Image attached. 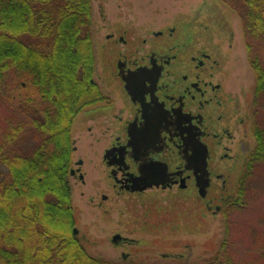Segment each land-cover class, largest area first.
Segmentation results:
<instances>
[{
  "label": "trees",
  "instance_id": "trees-1",
  "mask_svg": "<svg viewBox=\"0 0 264 264\" xmlns=\"http://www.w3.org/2000/svg\"><path fill=\"white\" fill-rule=\"evenodd\" d=\"M219 1L240 19L256 78L255 146L227 203L243 208L256 180H264V0ZM95 36L92 0H0V104L9 113L0 118V264H141L93 256L72 232L75 121L108 103L96 80ZM257 165L263 175H254ZM251 231L249 242L259 247L249 256L252 244L241 245L247 263L225 241L204 264H264V228ZM177 259L194 264L185 255Z\"/></svg>",
  "mask_w": 264,
  "mask_h": 264
},
{
  "label": "flooded vegetation",
  "instance_id": "flooded-vegetation-1",
  "mask_svg": "<svg viewBox=\"0 0 264 264\" xmlns=\"http://www.w3.org/2000/svg\"><path fill=\"white\" fill-rule=\"evenodd\" d=\"M200 14L201 9L192 19L172 22L150 14L135 15L125 24L105 21L110 47L104 44L103 51L111 59L103 80L120 91V102L104 90L108 103L83 111V121L90 132H111L102 161L113 194L141 197L148 191L174 190L180 197H194L206 216L216 217L236 194L255 139L252 103L244 92L242 103L226 86L228 53L213 43L219 30L199 22ZM233 37L230 32L224 40L229 51ZM74 164L72 189L71 178L85 183L86 176L83 161L77 168ZM204 165L209 175L205 188ZM102 198L107 200V194ZM120 240L123 246L127 237ZM122 259L132 260L125 252Z\"/></svg>",
  "mask_w": 264,
  "mask_h": 264
},
{
  "label": "rangeland",
  "instance_id": "rangeland-1",
  "mask_svg": "<svg viewBox=\"0 0 264 264\" xmlns=\"http://www.w3.org/2000/svg\"><path fill=\"white\" fill-rule=\"evenodd\" d=\"M92 3L98 57L96 80L111 99L119 103L120 91L103 80V71L110 68L111 59L107 49L103 51L104 44L110 47L103 23L106 21L109 26L116 22L125 24L126 19L144 14L156 16L164 22H172L176 17L189 20L201 9L199 22L209 24L215 31L219 30L214 35L213 43L221 46L224 54L228 53L226 86L240 96L242 103V92L252 103L256 78L248 61L241 22L238 15L219 0H92ZM230 32L234 35V41L233 49L229 51L228 43L224 40ZM203 34L206 35L205 32ZM205 35L202 37L206 38ZM253 112L251 105V115ZM6 114H9L7 106L0 104L1 120ZM83 115V112L78 115L74 125L76 149L73 166L77 168L76 163L80 159L83 161L80 167L86 175L85 183L78 176L71 178V181L76 209L75 228L89 254L117 260L125 252L141 264H177L180 262L177 256L185 255L191 263L204 264L215 258L225 241L234 243L232 249L238 255L235 257L246 263L251 254L258 253L259 244L249 241L253 227L264 228V225L258 224V218L264 215L263 179L256 180L248 206H230L216 217L211 214L206 216L201 211V203L194 197H180L174 190L148 191L141 197L129 193L113 194L108 188L107 169L102 161L111 132L104 128L90 132L85 127ZM249 145L253 147L255 140H251ZM260 169L256 167L254 175H263ZM104 193L107 200L102 198ZM226 230L230 235H225ZM117 232L121 233V239L127 237L123 246L119 245L121 240L117 243L113 241ZM244 243L252 244L255 252L247 256L249 250L245 246L241 248Z\"/></svg>",
  "mask_w": 264,
  "mask_h": 264
},
{
  "label": "water",
  "instance_id": "water-1",
  "mask_svg": "<svg viewBox=\"0 0 264 264\" xmlns=\"http://www.w3.org/2000/svg\"><path fill=\"white\" fill-rule=\"evenodd\" d=\"M127 82H128V81H127ZM129 86H130V85L127 86V89L130 90V92H131V89H130ZM203 167H204V173H206L207 170L205 169V165H204ZM206 174H207V175H201V178H203V182H204L203 188H205V187L209 184V175H208V172H207ZM147 187H148V185H145V186H143V187H139L138 189H139V190H142V189H145V188H147ZM201 191H202V194H203L204 191H203V190H201ZM74 232H75V233H78L77 228H74ZM120 239H121L120 234H116V235H114V237H113V241H114L115 243H117L118 241H120Z\"/></svg>",
  "mask_w": 264,
  "mask_h": 264
}]
</instances>
